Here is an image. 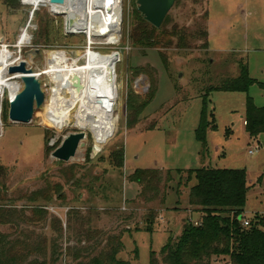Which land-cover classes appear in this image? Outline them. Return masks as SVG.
I'll use <instances>...</instances> for the list:
<instances>
[{
	"label": "rangeland",
	"instance_id": "rangeland-1",
	"mask_svg": "<svg viewBox=\"0 0 264 264\" xmlns=\"http://www.w3.org/2000/svg\"><path fill=\"white\" fill-rule=\"evenodd\" d=\"M137 2H124L119 44L102 46L104 41L96 40L90 49L87 37L66 35L63 15H52L41 8L31 20L32 9L19 0H12L10 5L0 0V45L9 46L7 50L14 54L10 61H26L33 74L44 73L48 60L57 52L65 53L69 64L83 65L89 51L94 56L113 55L118 60V100L109 116L91 117L90 128L89 121L80 129L74 118L67 124L52 113L56 73L37 77L46 102L40 109L35 105L28 125L10 121L9 91L1 100L0 166L7 174L1 178L5 179V189L0 190V208L24 211L25 216L10 225H0V231L10 235L12 241H43L49 259L55 241L59 248L57 264H75L76 248L89 245L79 243L86 237L83 231L89 229L108 235L129 229L131 232H125L122 238L124 250L118 258L131 264H150L151 251L159 253L170 237L178 238L188 220L194 224L201 219L189 205L190 189L196 181L188 182V174H179L180 170L209 164L217 169H246L251 190L245 216L250 219L264 214V134L253 139L244 126L248 95L257 107H264V0H177L161 29L171 32L177 28L184 33V46L175 37L172 42L160 41L159 49L133 45L132 35L139 25ZM27 26L31 40L18 47ZM209 31L207 42L202 34ZM240 62L247 65L250 77L258 83L248 94L211 93L207 116L213 124L214 114L218 129L208 130V146L204 149L196 139L204 96L211 86L238 77ZM148 89L153 93L156 89V95L135 116L128 106L129 95L134 92L147 101L151 98L144 95ZM97 130L102 137L97 136ZM81 132L86 135L84 146L78 148L74 158L60 162L52 156L68 136ZM121 148L125 149V161L122 168H116L111 155ZM146 169L163 170L164 177L172 172L174 181L165 204H131L136 203L142 189L129 181L130 176ZM33 209L46 210L47 220L31 213ZM151 209L159 214L157 232H137L136 228L145 229ZM58 224L62 232L56 231ZM213 264L230 261L221 258Z\"/></svg>",
	"mask_w": 264,
	"mask_h": 264
},
{
	"label": "trees",
	"instance_id": "trees-1",
	"mask_svg": "<svg viewBox=\"0 0 264 264\" xmlns=\"http://www.w3.org/2000/svg\"><path fill=\"white\" fill-rule=\"evenodd\" d=\"M7 3L10 5L12 0H7ZM135 16L139 25L132 35L134 46L159 49L161 48L160 41L172 42L171 38L175 37H178L181 46H184L182 44L185 42L184 33L179 32L177 28L171 32L161 28L156 29L146 22L137 10ZM206 17L209 20L208 15ZM202 36L209 42L208 32L203 33ZM163 61L166 63L165 58ZM238 64L240 65L238 77L227 78L219 84L211 86L204 96L202 118L196 130V139L204 149L208 146V130L216 131L218 129L214 114L212 113L213 124L207 116L211 93L248 94L250 87L258 83L257 80L250 77L245 63ZM150 90L148 89L144 94L151 97V100L147 101L142 100V96L137 93L131 92L129 95L128 106L130 112L135 116L141 114L146 106L150 102L152 103L157 90H154L155 93ZM245 110L246 132L251 138L256 139L264 134V107H257L248 95ZM96 133L98 137L103 136L100 135L99 130ZM111 161L116 168H122L125 161V149L121 148L115 151L111 155ZM163 172V170L146 169L136 170L131 174L129 181L142 189L136 203L132 201L131 204L135 205L139 201L165 204L168 189L174 181V177L171 171L166 173V177ZM184 172L188 174V182L191 179L196 181V184L190 189L189 205L201 215L200 225L195 226L191 220H188L178 238L170 237L159 253L151 251L150 264H213L214 260L221 258H228L230 264H264V215L257 214L250 219L245 216L247 197L251 190L247 170L204 167L187 171L180 170L179 174ZM6 174V168L0 166V190L5 189L3 182L5 179L1 178H5ZM163 184L165 191L161 193ZM31 213L44 216L46 220L49 215L43 209H33ZM158 215L156 210L151 209L145 220V229L136 228V231L156 233ZM24 216V211L0 208V225H10ZM244 220L250 221L249 227L243 225ZM55 229L58 232L63 231L61 224H58ZM83 232L86 237L79 243L87 242L89 245L76 248L75 264H131L129 261L118 258L124 250L122 238L125 232H131L129 229L119 235H108L104 231L92 229ZM104 240L106 244L103 246ZM92 242H96L95 245H90ZM58 251L59 248L54 241L49 259L48 248L43 241L42 243L12 241L10 235L0 231V264H57L59 262Z\"/></svg>",
	"mask_w": 264,
	"mask_h": 264
},
{
	"label": "bare ground",
	"instance_id": "bare-ground-1",
	"mask_svg": "<svg viewBox=\"0 0 264 264\" xmlns=\"http://www.w3.org/2000/svg\"><path fill=\"white\" fill-rule=\"evenodd\" d=\"M66 10L69 11L66 12L68 16H74L73 14L77 13L82 15L78 6L71 5L64 11ZM21 39V44L23 42L29 43L31 37L28 33H24ZM117 39L118 36L115 33L110 34L108 43L114 44ZM92 40L89 43L91 45L94 44ZM87 54L84 64L80 65L78 62L69 64L70 59L65 53H54L52 58L48 60V69L42 74H34L36 77L44 75L51 77L53 74H57V78H54L56 88L53 90L50 102L52 113L67 124H70L74 118L75 126L80 129L85 128L88 121V127H92V121L89 120L91 117L104 118L109 116L112 113L114 103L118 100L117 58L113 55L94 56L91 51ZM13 56L14 54L7 49L0 52V96L5 91H10L12 100L20 89L19 81H22L24 77L22 74H9V69L21 62L20 58L10 61ZM74 75L80 78L83 85L79 94H77L71 81ZM67 95L70 97L69 99ZM74 111H77L76 115Z\"/></svg>",
	"mask_w": 264,
	"mask_h": 264
},
{
	"label": "water",
	"instance_id": "water-1",
	"mask_svg": "<svg viewBox=\"0 0 264 264\" xmlns=\"http://www.w3.org/2000/svg\"><path fill=\"white\" fill-rule=\"evenodd\" d=\"M177 0H138V11L146 22L156 29H160L174 7ZM53 4L63 5L65 0H51ZM113 0H107L110 7ZM79 19V17H78ZM71 26L75 21L69 22ZM10 74H22V82L24 84L23 91L18 94L13 101L10 102L9 119L14 124L28 125L33 120L35 114V105L40 109L46 102L45 93L42 91L41 84L31 69H28L26 62H21L17 66L9 69ZM77 94L83 88L80 78L74 75L71 79ZM85 133H74L68 136L62 146L55 150L53 157L60 162H69L75 157L78 148L83 147L82 141L85 139ZM97 152V148L93 149V154Z\"/></svg>",
	"mask_w": 264,
	"mask_h": 264
},
{
	"label": "built area",
	"instance_id": "built-area-1",
	"mask_svg": "<svg viewBox=\"0 0 264 264\" xmlns=\"http://www.w3.org/2000/svg\"><path fill=\"white\" fill-rule=\"evenodd\" d=\"M19 2L22 6L32 9L31 17H30L31 20L34 14L36 13V11L40 10L41 8H47L52 15H63L66 35L69 36L83 35L87 37L89 41L88 44L91 42V39H93L92 41H94V43L96 40H103L104 42L101 43L102 46H115L119 44L121 40V36L119 35V32L121 29V25L123 23V12H124L123 6L125 0H113V4L110 7L107 5V0H65V3L63 5L53 4L51 0H19ZM71 5L80 7L82 11V15L80 13H77V14H73L74 16H68L66 13L68 10L66 11L64 10L67 7H70ZM72 20L75 21V24L73 26H71L69 23ZM28 31H29V26H27V28H25L22 31V34L19 38L18 47H22V45L25 44L24 42L21 44L22 41L21 38L23 37L24 33H28ZM114 33L116 36H118V39L116 42H114V44H109L108 43L109 36L110 34H114ZM93 45L89 44L90 49L92 48ZM0 48H3L2 50H4V49H8L9 46L0 45ZM20 61L23 62L22 60ZM21 62H19V64ZM19 82H20V89L17 95L20 94L24 88V84L21 83V81ZM3 98H4V93L2 96H0L1 100ZM14 99L15 98H13V100ZM8 100L9 102L13 101L10 91L8 94ZM0 126L2 125L0 124ZM257 150H258L257 148L253 149L249 152V154L252 155ZM194 224L195 226L200 225L199 222H196ZM243 225L245 227H249L250 221L244 220Z\"/></svg>",
	"mask_w": 264,
	"mask_h": 264
},
{
	"label": "crops",
	"instance_id": "crops-1",
	"mask_svg": "<svg viewBox=\"0 0 264 264\" xmlns=\"http://www.w3.org/2000/svg\"><path fill=\"white\" fill-rule=\"evenodd\" d=\"M209 33V40H210V37H211V31H209L208 32ZM4 39V38H3ZM2 39V40H3ZM256 80V79H255ZM246 111V110H245ZM244 126H245V128H246V124H245V115H244ZM228 131H229V129H228ZM249 135V134H248ZM259 138V137H258ZM258 138H256V140H258ZM253 139H255V138H253ZM210 158L211 157H209V160H210ZM204 167H206V168H213L212 166H211V164H209V165H206V166H203L202 168H204ZM197 169H200V168H197ZM215 169H217V168H215ZM224 169H227V168H224ZM187 170H191V169H186V170H183V171H187ZM162 211V210H161ZM162 213H163V211H162ZM161 215V214H160ZM258 215H264V214H258ZM201 216V215H200ZM201 220V219H200ZM159 231H161V230H159Z\"/></svg>",
	"mask_w": 264,
	"mask_h": 264
}]
</instances>
